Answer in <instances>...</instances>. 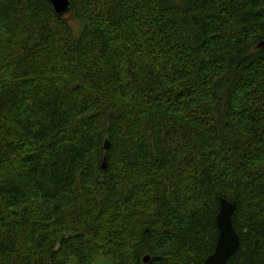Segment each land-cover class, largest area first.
Segmentation results:
<instances>
[{"label": "trees", "instance_id": "16d2710c", "mask_svg": "<svg viewBox=\"0 0 264 264\" xmlns=\"http://www.w3.org/2000/svg\"><path fill=\"white\" fill-rule=\"evenodd\" d=\"M71 2L0 0V264H264V0Z\"/></svg>", "mask_w": 264, "mask_h": 264}, {"label": "water", "instance_id": "95a60500", "mask_svg": "<svg viewBox=\"0 0 264 264\" xmlns=\"http://www.w3.org/2000/svg\"><path fill=\"white\" fill-rule=\"evenodd\" d=\"M49 2L59 17L69 15L73 11L71 0H49ZM108 146L109 142L107 141L105 147ZM103 168H106V160H104ZM236 206V201H230L226 198L220 199V208L216 217L219 236L214 252L205 259L204 264H228L230 257L239 248L241 240L233 223ZM150 259L151 256L146 255L144 262L148 263Z\"/></svg>", "mask_w": 264, "mask_h": 264}]
</instances>
